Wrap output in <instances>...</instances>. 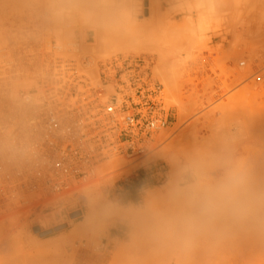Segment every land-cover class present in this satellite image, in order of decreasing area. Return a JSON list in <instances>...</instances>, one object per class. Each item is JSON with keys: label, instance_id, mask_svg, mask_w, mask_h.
<instances>
[{"label": "rangeland", "instance_id": "obj_1", "mask_svg": "<svg viewBox=\"0 0 264 264\" xmlns=\"http://www.w3.org/2000/svg\"><path fill=\"white\" fill-rule=\"evenodd\" d=\"M262 29L264 0H0L1 145L12 125L27 128L20 93L55 79L59 66L99 85L101 65L140 57L168 110L144 154L102 162L77 198L3 196L0 264H247L246 228L227 207L200 216L188 243L175 237L225 162L242 164L264 192V168L253 171L264 154ZM149 190L157 198L146 205ZM87 214L94 221L82 227Z\"/></svg>", "mask_w": 264, "mask_h": 264}, {"label": "built area", "instance_id": "obj_2", "mask_svg": "<svg viewBox=\"0 0 264 264\" xmlns=\"http://www.w3.org/2000/svg\"><path fill=\"white\" fill-rule=\"evenodd\" d=\"M50 72L55 79L47 76L20 93L27 128L12 130L0 147V201L6 195L19 204L33 194L44 202L73 198L102 162L144 154L146 141L167 126L161 86L140 57L101 65L99 85L75 67Z\"/></svg>", "mask_w": 264, "mask_h": 264}, {"label": "clouds", "instance_id": "obj_3", "mask_svg": "<svg viewBox=\"0 0 264 264\" xmlns=\"http://www.w3.org/2000/svg\"><path fill=\"white\" fill-rule=\"evenodd\" d=\"M227 207L243 219H255L264 213V192L253 190L248 172L240 163L225 162L222 177L204 190L198 215L188 217L177 226L176 243L183 245L199 226L200 216Z\"/></svg>", "mask_w": 264, "mask_h": 264}, {"label": "bare ground", "instance_id": "obj_4", "mask_svg": "<svg viewBox=\"0 0 264 264\" xmlns=\"http://www.w3.org/2000/svg\"><path fill=\"white\" fill-rule=\"evenodd\" d=\"M254 22V21H253ZM252 23V22H251ZM248 24V23H247ZM246 24V25H247ZM244 25H245V23H244ZM260 27V26H259ZM246 28V27H245ZM255 28V27H254ZM261 28V27H260ZM250 28H248V30H249ZM247 30V31H248ZM254 30V29H253ZM262 30H264V29H262ZM250 31V30H249ZM255 31V30H254ZM257 31V30H256ZM255 31V32H256ZM255 32H253V33H255ZM248 33V32H247ZM246 33V34H247ZM251 33V32H250ZM260 33V32H259ZM262 34V33H261ZM250 35V34H249ZM248 35V36H249ZM252 35V34H251ZM252 37V36H251ZM254 37H255V35H254ZM254 37H252V38H254ZM61 38H62V36H61ZM236 39V38H235ZM234 39V40H235ZM49 46V45H48ZM51 46V45H50ZM58 46V45H57ZM63 46V45H62ZM65 46V45H64ZM67 46V45H66ZM65 46V47H66ZM49 48V47H48ZM53 49V48H52ZM50 50V49H49ZM53 51H55V50H53ZM56 52V51H55ZM72 56V55H71ZM70 56V57H71ZM87 79L89 80V78L87 77ZM165 79H166V77H165ZM47 80V79H46ZM161 80H163V79H161ZM166 80H168V79H166ZM166 80H165V82H163L164 84L166 83ZM90 81V80H89ZM164 81V80H163ZM168 81H170V80H168ZM91 82V81H90ZM163 84V85H164ZM168 84V83H167ZM166 84V85H167ZM169 84L170 85H172L171 84V82H169ZM168 84V85H169ZM170 85L169 86H166V87H168V88H171L172 89V87H170ZM169 90V91H172V90ZM20 97V96H19ZM177 105H179V104H177ZM176 105V106H177ZM179 108H181L182 106H178ZM179 108H178V111H179ZM25 109V108H24ZM181 114L183 113V111L181 112V110L179 111ZM185 112V111H184ZM177 116H179V117H177V119H179L180 121H181V118H182V123H183V117H180L181 115H179V113H178V115ZM185 118V117H184ZM22 119V118H21ZM178 121V120H177ZM21 122V121H20ZM179 123V125H180V122L178 121L176 124H178ZM181 123V124H182ZM26 124V123H25ZM177 126V125H176ZM15 129V127L12 125V129L10 130V131H12V130H14ZM0 147H1V144H0ZM187 154H189V153H187ZM191 155V154H190ZM192 156V155H191ZM190 156V157H191ZM196 158V157H195ZM195 160V159H194ZM197 160V159H196ZM191 161V160H190ZM199 160H197V162H198ZM193 162V164H195V163H197V162H194V161H192ZM197 164H195V166H196ZM197 167V166H196ZM199 168V167H198ZM261 168H264V154H258L255 158H254V160H253V171L254 172H258V171H260L261 170ZM79 189V188H78ZM78 189L76 190V195H75V197H73L74 199L75 198H77V196H78ZM154 194H157V193H155V191L154 190H149L148 191V193H147V197H146V199H145V201H147V202H145V203H147L146 205H149V203L148 202H150V201H153V200H156V198L155 197H153L154 196ZM153 198H155V199H153ZM153 199V200H152ZM150 200V201H149ZM87 202V201H86ZM153 203V202H152ZM90 204V203H89ZM92 204V203H91ZM153 204H151V206H152ZM90 207V206H89ZM89 209H91V208H89ZM88 213V212H87ZM91 213V214H90ZM89 214L90 215H92V212H90ZM90 215H86V216H88V217H84L85 219H83V221H82V227H83V225L84 226H90L92 223H93V221L94 220H92V218H91V216ZM135 216V214L134 213H127V214H125V215H123L122 217H123V219H130V220H132L133 218H135L134 217ZM91 219V220H90ZM95 219V218H94ZM235 219L237 220L236 222L238 223V226H240L239 224H242L241 226H243L244 225V227L246 228V232L244 233V235H243V240H244V244H245V246H244V250L246 251V257H247V259H248V261H247V264H264V213H261V214H259L255 219H243V218H240V217H238V216H236V215H234V222H235ZM134 220V219H133ZM133 220H132V223H133ZM237 225V224H236ZM92 227V226H91ZM89 228V227H88ZM208 241H205V244L207 243V245L209 244L210 245V243H208L209 242V239H207ZM237 240V239H236ZM235 243V242H234ZM208 245V246H209ZM235 247L233 248V249H235L234 250V252H236V253H238V252H240L241 250H240V248H239V246H238V241H236V243H235V245H234ZM123 247H125V246H123ZM123 247H121V248H123ZM210 247H211V245H210ZM119 249V253H120V255L124 252V251H126L127 250V248H123V251H122V249ZM122 252V253H121ZM128 252V251H127ZM118 253V254H119ZM125 253V252H124ZM123 253V255H126V254H124ZM118 254H117V256H118Z\"/></svg>", "mask_w": 264, "mask_h": 264}, {"label": "water", "instance_id": "obj_5", "mask_svg": "<svg viewBox=\"0 0 264 264\" xmlns=\"http://www.w3.org/2000/svg\"><path fill=\"white\" fill-rule=\"evenodd\" d=\"M59 228H56V230H58ZM35 231L36 232H39V228H35ZM52 231L50 230V231H46V232H41L40 234H41V236H45V235H47V234H49V233H51Z\"/></svg>", "mask_w": 264, "mask_h": 264}]
</instances>
